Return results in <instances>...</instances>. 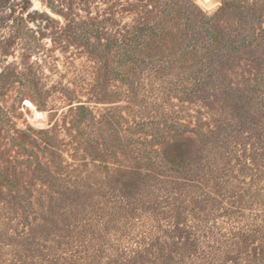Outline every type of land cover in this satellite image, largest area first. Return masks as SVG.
Masks as SVG:
<instances>
[{"label":"rangeland","instance_id":"obj_1","mask_svg":"<svg viewBox=\"0 0 264 264\" xmlns=\"http://www.w3.org/2000/svg\"><path fill=\"white\" fill-rule=\"evenodd\" d=\"M164 2L173 6L171 17L148 41V52L171 67L156 73L163 92L158 104L166 112L142 90L133 102L112 94L128 88L90 51L95 37L152 24ZM26 7L38 49L25 54L7 39V69L0 63L12 76L0 82V264L258 258L264 249V0H29ZM83 26L97 31L88 46L74 36ZM200 62L208 74L201 86L193 79L200 78ZM21 75L37 90L25 91ZM176 79L177 87L168 83ZM80 104L86 109L74 111ZM136 122L159 123L150 159L127 145L131 137L152 135L143 129L130 135ZM164 122L169 125L159 128ZM213 230L225 235L223 253L202 259L215 246Z\"/></svg>","mask_w":264,"mask_h":264},{"label":"trees","instance_id":"obj_2","mask_svg":"<svg viewBox=\"0 0 264 264\" xmlns=\"http://www.w3.org/2000/svg\"><path fill=\"white\" fill-rule=\"evenodd\" d=\"M28 3L29 0H0V32L1 34H4H0V63L4 64V69H7L8 67V63L6 61L7 55L3 53V46L5 45L7 39L15 40V45L18 46L25 54H29L35 49H38L37 43L33 41L34 36L30 37V33H34V31L31 30L25 23V19H27V17H29L31 13L27 11L28 7H26V4ZM162 6H164V9L158 11V14L160 16H155V22H153L152 24L144 23L142 24V27L139 28L130 27L127 30L125 29L124 35L119 33L117 37L100 39L95 37V35H97V31L95 29L89 26H83L77 31V33H74V36L76 37V39L78 38L81 40H85L87 42L86 45L88 46L89 39L94 35L96 43L94 44L93 48L90 49L91 53L96 55L98 59L97 61H99V63L102 62L101 60L104 61V65L106 66L104 67V69H106L107 72L112 75L113 80L120 81L122 85L128 88L124 93H121L118 90H114L112 91V94L124 95V97H126L129 101L133 102L134 98L138 97L140 95L139 93L142 90L146 94L153 95V98H155L156 100V106L161 107V111H165L164 106L158 104V102H161V95L159 96V93L162 94L163 92L161 91L162 87L160 89V87L158 86L156 73H158L159 70L161 72L170 70L171 67L170 65H165V63L163 64L162 62L158 63L159 60L157 61V56L154 54L153 56L155 57L150 56L148 52L152 51L150 50L151 45L148 44V41L150 39L155 40L157 37H159V34L163 32L166 26H163L164 22L171 17V8H173V6H170V9L166 8L167 3L165 2ZM16 9H19V11L16 12ZM32 13L37 14L36 11H33ZM17 14L20 16L19 21L15 20V15ZM24 15L26 18H24ZM40 15L48 18L43 12L40 13ZM8 16L10 18L7 19ZM36 33L37 35H39L38 32H35V34ZM203 49L207 50L208 47H204ZM158 51L160 50H157L156 52ZM200 64L204 67L200 69L201 71H199L200 78L199 76L193 75V79L198 85L201 86L202 84H205V78L208 76V74H206L207 67L201 62ZM7 72L8 71L5 72L4 70H0V82L4 81L5 79H12V76H10ZM19 79L20 83L22 82L26 87L25 91L32 92L33 90H37V84L34 83V80H30L23 75H21ZM181 79L183 80V82L187 81L183 78ZM177 81L178 80L176 79L175 81H171V83H168L174 84ZM174 85L177 87L176 84ZM30 102L34 104L33 101ZM75 107L76 109L74 111H77L79 109L84 111L86 109L84 108L83 104L77 105ZM72 112V110H69L68 114ZM89 118L91 123L90 126L94 128V113L89 112ZM158 125L159 123L157 122H136L133 124L132 128H130V135H135L136 132L141 129L149 130L152 135H150V138L148 140H139L131 137L127 141V145H129L128 147L130 148L131 153L138 154L139 157L145 159H150V146L157 140V137L159 136L158 130L156 131V127ZM165 125H169V123L164 122L163 124H160L159 128H162ZM52 127L53 126H51L47 130L48 133L51 131ZM137 145H139L140 148H137ZM208 233L209 238L213 242L212 244H214L215 246L209 247V250L202 252L200 258L203 259L205 257L209 258L210 260H216L217 253L218 255H220L219 253H223L225 235L217 230L209 231ZM212 254H216V257L212 256ZM188 264L196 263L190 262ZM246 264H264V249H262L258 258H255V260H246Z\"/></svg>","mask_w":264,"mask_h":264},{"label":"water","instance_id":"obj_3","mask_svg":"<svg viewBox=\"0 0 264 264\" xmlns=\"http://www.w3.org/2000/svg\"><path fill=\"white\" fill-rule=\"evenodd\" d=\"M38 115H40V114H38ZM39 117V116H38Z\"/></svg>","mask_w":264,"mask_h":264}]
</instances>
